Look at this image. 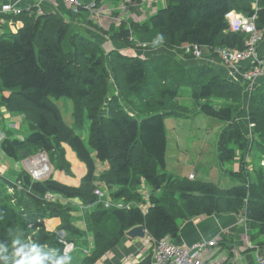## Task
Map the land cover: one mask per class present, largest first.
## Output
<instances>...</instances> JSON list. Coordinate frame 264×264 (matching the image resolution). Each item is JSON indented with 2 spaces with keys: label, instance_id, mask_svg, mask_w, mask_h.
Masks as SVG:
<instances>
[{
  "label": "trees",
  "instance_id": "trees-1",
  "mask_svg": "<svg viewBox=\"0 0 264 264\" xmlns=\"http://www.w3.org/2000/svg\"><path fill=\"white\" fill-rule=\"evenodd\" d=\"M228 11L245 16L255 14L256 27L264 30V0H168L164 8L143 23L122 20L110 38L129 46L136 41L152 47L162 35L160 43L177 54L182 53L177 47L183 43L206 47L212 55L220 47L242 49L244 36L228 29L225 19ZM10 17L21 20L23 25L16 33L0 34V107L22 115L29 133L24 139L0 140L1 155L15 160L14 164L20 168L16 170L11 163L7 171L0 172V246L7 249L13 237L20 241L27 238L39 256L48 257L45 264H53L65 256L56 230L50 232L45 228L44 219L51 217L60 219L58 229H63L67 239L77 246L73 236L82 232L70 221L75 207L47 199V193L77 198L85 206L93 205L92 248L81 258L69 254L66 257L70 259H65L64 264H93L116 245L126 230L136 225H142L153 242L175 237L178 231L175 216L180 214L187 217L242 209L246 219L264 232V166L254 171L251 179L243 153L239 170L231 172L242 183L226 189L209 182L174 178L164 171V118L168 111L187 110L173 99L181 86L191 89L199 113L228 124L219 142L222 164L234 161L235 147L245 151L251 145L264 159V81L251 90L247 101L248 121L253 124L249 138L234 120L243 101L242 86L208 66L185 67L164 54L141 59L112 50L106 55L98 42L72 31L68 22L52 13L30 15L23 11ZM261 59L264 62V56ZM60 96L71 100L72 117L78 127L88 120L87 146L62 119L52 100ZM212 100L222 104L214 105ZM103 106L108 111L106 115H102ZM127 109L137 114L130 115ZM63 143L87 166L78 186L66 185L52 175L41 181L32 180L18 162L23 153L29 157L43 150L53 169L71 174L60 148ZM95 160L108 164L98 177ZM57 163L59 166L54 167ZM10 170L19 173L8 175ZM143 180L150 188L152 205L144 214L138 207L108 209L96 202L93 193L99 187L96 181L109 187L119 186L113 198L140 202L142 197L137 188ZM0 263L5 264L3 259ZM150 263L151 258H145L136 264Z\"/></svg>",
  "mask_w": 264,
  "mask_h": 264
},
{
  "label": "crops",
  "instance_id": "crops-1",
  "mask_svg": "<svg viewBox=\"0 0 264 264\" xmlns=\"http://www.w3.org/2000/svg\"><path fill=\"white\" fill-rule=\"evenodd\" d=\"M82 1L91 2L95 0H82ZM130 1L124 0L125 7L123 8H121V3L123 2V0L101 1L98 5H102V6L104 5L106 7L108 6V8H110L108 10L109 13L112 14V16L114 17L119 16L121 19L115 20V18L113 17L106 18V15H102L103 17H101V19L99 17L97 20L93 21L95 24H97L98 28H92L91 25L89 26V22H87L89 13L86 9H80L79 13H73L68 7H66L61 2H50L48 0H0V6L3 3H9L25 11L29 9L30 10L35 9V12L37 10H40L39 15L50 14V13L55 14L62 20L68 22L71 26H73V28L77 32H79L84 37H87L90 40H94L98 42L101 45V48L103 49L105 54L107 53L108 50L109 51L115 50L124 56L138 57L141 59H149L153 56L164 54L166 56L167 55L171 56L178 63L182 64L185 67H189L190 65L208 66L215 73L219 74L221 77L229 81H234L240 84L243 88V98H244V90L246 91L247 94V92H250L251 89L258 86L260 83H262V81H264V78H258L257 80H254V82L251 84L241 76L242 74L241 72H243L244 69L249 64L248 61H240L237 64L236 68L233 69L223 64L219 58L209 53H205L200 58L192 57V59H189L190 57H185L183 55L177 54L173 48L166 47L163 44H158L159 46H157L154 49L151 48L135 49L132 46L127 45L122 40H118V39L112 40L110 36L111 34H114L118 31L120 22L122 20H124L125 23L126 22L129 23L130 21L143 23L157 10L164 8V6L168 3V0H147L144 3L143 2L137 3L133 1V3L127 4ZM252 6H254V3ZM35 12H30V15ZM22 25L23 23L21 20L14 19L13 17H10V15H6L0 11V32L2 34L4 32L16 33L17 30L20 27H22ZM162 48L172 49L175 52V55L168 53H157V50H161ZM127 53H130L131 55H126ZM256 56L258 58H262L264 56V38L256 46ZM242 83H244L245 87L242 85ZM182 88L188 89L190 91V104L183 103L179 100L178 95ZM173 99L178 105H181L182 108H186L187 110L184 112H177V110L168 111V115L164 118V120L170 117L188 118V117H193L199 113L196 110L194 100L192 99V91L190 88L184 86L179 87L176 91V96ZM212 103L219 105L222 104V101L212 100ZM2 108L3 107H0L1 121L7 119L8 118L7 115H9L10 117V112H8L5 108L4 110H1ZM1 111H5V114H2L5 115L4 119L2 118ZM127 111H129L128 113L130 115L137 114L129 109H127ZM106 114H108V111L103 106L102 115H106ZM245 115L246 114L242 113L240 116L241 117L240 120L236 117V114L234 116V120H236L239 123L240 127L241 124L246 127V125L249 123ZM19 116L24 120L22 115L19 114ZM71 116H72V102H71ZM137 117L139 116L137 115ZM85 120L87 121V131H88L89 123L87 119ZM14 125H16V123L14 121L12 122L11 119H9L8 122L6 123V128L3 129L2 126L1 128L5 133L8 130V128H15ZM74 125L77 126L75 123ZM164 129H165V124H164ZM223 131L220 133L219 141H218V157H219V142ZM244 134H246V132ZM235 151H236V158L233 161L234 170L229 171V176L231 178L236 179L238 183L233 184L229 187L239 185L242 183L237 177H234L231 174L232 171L237 172L239 170L238 165L242 153L244 154L245 168L248 172L250 171L249 175L251 176V179H254V171H257L258 169H260L261 166H264L263 165L264 159L261 157L260 153L256 150L255 145H251V147L245 151H240L237 147H235ZM251 152L254 153L253 159H251L248 156V154H250ZM11 163L12 161L10 159H7L3 155H1L0 172L4 173L5 171H7L8 168H10ZM187 166L190 165L187 164ZM107 168H108V164L106 162H99L95 160L96 177H98L100 173H102ZM224 170L223 173H227V171ZM165 173L171 175L174 178H185L187 180L192 179L198 182H209L216 185L220 189L229 188V187H224L222 185L223 177H220L218 181H211L208 180L207 178L196 179L197 174L193 171L188 172L187 176L184 175L175 176L173 174L167 173L166 171ZM96 183L99 184V187H101V185H105V183L103 182L96 181ZM118 189L119 186L117 185L111 186V190L113 194L117 192ZM138 189L139 187L137 188V190ZM145 190L147 191L144 192ZM142 191L144 194L143 202L145 203L146 202L145 194L147 193L150 194V188L148 186H144ZM157 193L159 194L160 190L157 191ZM61 198L63 201L62 203L65 204L71 203V205L75 207V209L71 211L70 221L80 232H82V235H77L79 238L77 236H73V238L78 242L77 246L92 248L91 242H92L93 232L91 225V213H92L93 205L85 206L77 198H70V199H66L63 197ZM175 217L177 218L178 231L175 237H170L173 243L182 246H190L196 242H208L211 240L215 241V244L212 246H208L209 247L208 250L204 253V259L207 261H215L217 264H257L256 256L260 255L264 257V245H261V243L264 242V232H262L257 225H254L251 221L246 219L245 213L242 209H238L235 212H220V213L214 212L210 215L201 214V215H194L187 217L185 216L182 217V215L180 214ZM43 222L46 230L50 232L58 230L61 224V221L58 217H51L48 219H44ZM22 244L26 245L28 248H31L29 241L23 242ZM8 250L9 252H7ZM10 250H12V247L10 248L8 247L6 249V256H10L11 254ZM152 251H153V240L151 239L147 231L143 238H130L126 236L124 233V235L121 236V238L116 243V245L110 248L108 251H106L93 264H136L145 258H151ZM78 252L83 253L80 249V251L75 250L74 252H72V254L76 256V253ZM150 264H157V263L151 261Z\"/></svg>",
  "mask_w": 264,
  "mask_h": 264
},
{
  "label": "rangeland",
  "instance_id": "rangeland-1",
  "mask_svg": "<svg viewBox=\"0 0 264 264\" xmlns=\"http://www.w3.org/2000/svg\"><path fill=\"white\" fill-rule=\"evenodd\" d=\"M133 1L137 3L141 2V1L131 0L127 4L133 3ZM88 13H89V16H88L89 21L87 20V22H89V26L91 25L92 28H98L97 24H95L93 21L97 20L98 17H100L101 19V17H103L102 16L103 14H100L98 17H93L89 11ZM35 14L39 15V13L37 12H35ZM106 18H108V15H106ZM71 29L72 31L73 30L76 31L73 28V26L71 27ZM133 42L135 43V45L132 47L135 49H139V48L154 49L157 46H159L158 44H153L152 47H149L150 45H146L145 43H142V44H145V45H142L141 43H138L136 41H133ZM109 52L111 51L108 50L106 54H108ZM157 53H168V54L175 55V52L169 48H162L161 50H157ZM126 55H131V54L127 53ZM180 55H183V54L180 53ZM189 59H192V57H190ZM242 85L245 87L244 83H242ZM254 88L253 89L250 88V89L254 90ZM250 93L251 91L247 92L246 94V91L244 90V98L242 101V105L240 106V109L242 110L238 109L236 111V117L239 120L241 118L240 116L242 113L246 114L245 117L248 119L247 101H248ZM178 97L181 102L190 104V91L188 89L182 88L179 92ZM52 100L57 105L64 122L73 128L74 132L81 137L84 144L87 146L88 145L87 121L85 120L83 125L80 127L75 126L73 123L72 116H71V102L69 98L65 96H60L58 98L52 97ZM1 110H4V107ZM4 113L5 111H1V115ZM9 119H11L12 122L14 121L16 125H14L15 128H8L4 136L11 137V138L15 137L18 139H24L29 133L26 122L19 116V114L10 113V118L4 119L0 122L1 126L4 127L3 125L4 122L6 125ZM164 124H165V134H166V151H165V156H164V162H165L164 169L167 173L173 174L175 176H183V175L187 176L188 172L193 171L197 174L196 179L197 178H203V179L207 178L208 180H211V181H218L220 177H223L222 185L224 187H229L233 184L238 183L236 179L231 178L229 176V171L234 170L233 161L222 164L219 161V157H218L219 136H220V133L227 128L228 125L226 123L210 118L203 113H198L195 116L188 117V118H184V117L166 118L164 120ZM251 128H253V124L248 123L246 127L241 124V129L243 130L244 133L246 132L249 138L252 137ZM60 148L64 151V155L66 157L65 159L70 165L71 174L66 173L64 170L55 169V170H52V177L55 180L65 183L66 185L68 184L72 186H77L80 184L81 178L86 174L87 166L82 160L78 158L76 152L67 143L61 144ZM248 156L251 159H253L254 153L251 152L250 154H248ZM0 160H1V153H0ZM12 161H13L12 162L13 166H16L14 164L15 160H12ZM22 161L23 159L18 160V162L21 163L22 167L25 169ZM187 164H189L190 166H187ZM55 166L56 167L59 166V163L54 164V167ZM14 168L16 170L20 169L18 165ZM224 169L227 171V173H223ZM17 173L19 172L13 171V170H10L9 172H7L8 175H15ZM101 187L103 188L104 191H106L109 197L113 198L112 197L113 192L111 190V187H109L106 184L101 185ZM5 189L8 190L9 192L11 190L10 188H8V186H6ZM141 189L143 190L142 186H141ZM146 191L147 190H145L144 192ZM121 198L125 200L124 197H121ZM11 223L12 222L10 221L9 224ZM23 242H28V239L26 238L25 240H22V243ZM10 247L11 246H9V248ZM88 249L90 252L91 248H88ZM7 252H9V250ZM11 252L12 250H10V253ZM89 252L87 254H89ZM87 254L78 252L76 253V256L78 258H81ZM1 256H6V249L3 252H1Z\"/></svg>",
  "mask_w": 264,
  "mask_h": 264
},
{
  "label": "built area",
  "instance_id": "built-area-1",
  "mask_svg": "<svg viewBox=\"0 0 264 264\" xmlns=\"http://www.w3.org/2000/svg\"><path fill=\"white\" fill-rule=\"evenodd\" d=\"M51 2H61L68 7L73 13H79L80 9H86L93 17H98L100 14H106L108 17H113L115 20L121 19L119 16H112L109 13L108 6H100L91 2H83L82 0H50ZM147 0H141L146 2ZM125 7V3H121V8ZM253 8L255 9V3ZM0 11L6 15H18L25 10H21L9 3H3L0 6ZM30 12L31 10H26ZM40 14V10H37ZM99 18V17H98ZM225 19L228 24V29L232 32L239 33L244 36V47L242 49H236L231 47H220L214 52L220 61L231 68H236L240 61H248V66L241 72V76L251 84L254 80L264 77L263 68L264 62L261 58L256 56V46L264 38V30L258 29L255 25V14L245 16L235 11H228L225 14ZM1 33V32H0ZM145 45V44H142ZM179 48L183 54H191L192 57L200 58L205 53H208L206 47H201L194 43H183ZM5 114V113H4ZM7 115V114H6ZM8 118L9 115H7ZM5 118V115H2ZM1 122V119H0ZM4 131L0 125V140L4 138ZM27 173L32 180L41 181L47 178L52 171V166L49 162L48 155L45 151L39 150L37 153L26 157L22 161ZM144 188V184L142 185ZM143 197V191H139ZM94 194L97 198L96 202L101 203L108 209H128L131 207L140 208L141 212L146 213L147 209L152 206L149 202V197L145 194L144 203H138L134 201H125L123 198H111L108 196L103 188L94 189ZM47 199H57L62 201V198L57 195L47 193L45 195ZM57 241L62 244V254L66 257L75 250L81 249L84 254L89 252L86 247H78L72 241L68 240L64 230L56 231ZM215 244L214 240L208 242H196L190 246H182L173 243L170 237H164L157 242H153V251L151 253V259L157 264H217L215 261H207L204 259V253L208 250V246ZM257 264H264V257L256 256Z\"/></svg>",
  "mask_w": 264,
  "mask_h": 264
},
{
  "label": "clouds",
  "instance_id": "clouds-1",
  "mask_svg": "<svg viewBox=\"0 0 264 264\" xmlns=\"http://www.w3.org/2000/svg\"><path fill=\"white\" fill-rule=\"evenodd\" d=\"M162 40L163 36L160 35L154 43L159 44ZM10 245L12 247L10 256H0V259H3L5 264H9V261L10 264H45L48 259V257L39 256L35 247L28 248L16 237L12 238ZM6 247L0 246V252H3ZM65 259H70V257H61L54 261L53 264H64Z\"/></svg>",
  "mask_w": 264,
  "mask_h": 264
},
{
  "label": "water",
  "instance_id": "water-1",
  "mask_svg": "<svg viewBox=\"0 0 264 264\" xmlns=\"http://www.w3.org/2000/svg\"><path fill=\"white\" fill-rule=\"evenodd\" d=\"M22 156L24 157L25 154L23 153ZM124 233L126 236L130 238H143L145 236L146 230L144 229L142 225H136V226L129 228Z\"/></svg>",
  "mask_w": 264,
  "mask_h": 264
}]
</instances>
